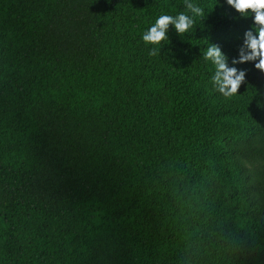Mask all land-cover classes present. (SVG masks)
Listing matches in <instances>:
<instances>
[{
	"label": "trees",
	"instance_id": "trees-1",
	"mask_svg": "<svg viewBox=\"0 0 264 264\" xmlns=\"http://www.w3.org/2000/svg\"><path fill=\"white\" fill-rule=\"evenodd\" d=\"M196 2L150 56L183 0H0V264H264V72L203 60L251 12Z\"/></svg>",
	"mask_w": 264,
	"mask_h": 264
},
{
	"label": "clouds",
	"instance_id": "clouds-1",
	"mask_svg": "<svg viewBox=\"0 0 264 264\" xmlns=\"http://www.w3.org/2000/svg\"><path fill=\"white\" fill-rule=\"evenodd\" d=\"M225 2L242 18H248L251 12L252 20V27L245 31L243 47L238 58L230 60L221 47L212 42L203 51L204 62L210 63L214 69L210 76L212 88L223 97L229 98L237 93L245 80V72L238 70L235 64L252 61L255 68L264 72V0H225ZM204 14L205 9L196 0H183V10L177 11L175 15L157 16L141 33V40L146 47L155 46L149 48V55H157L161 41L167 42L170 26L177 35L190 33L196 21Z\"/></svg>",
	"mask_w": 264,
	"mask_h": 264
}]
</instances>
